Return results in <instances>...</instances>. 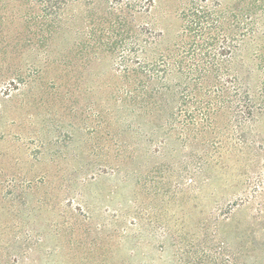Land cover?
<instances>
[{"label": "rangeland", "instance_id": "obj_1", "mask_svg": "<svg viewBox=\"0 0 264 264\" xmlns=\"http://www.w3.org/2000/svg\"><path fill=\"white\" fill-rule=\"evenodd\" d=\"M249 7L0 0V264H264V97L248 120L171 93L189 70L256 87L264 0L227 52Z\"/></svg>", "mask_w": 264, "mask_h": 264}, {"label": "trees", "instance_id": "obj_2", "mask_svg": "<svg viewBox=\"0 0 264 264\" xmlns=\"http://www.w3.org/2000/svg\"><path fill=\"white\" fill-rule=\"evenodd\" d=\"M248 5L256 4L257 0H246ZM250 7L244 11V15H237L236 12L231 14V28L229 35V42L227 44V52L229 53L228 62L231 64L234 60V55L237 51V48L246 40H250L255 32L254 21L252 20L253 14L250 12ZM242 16V17H241ZM254 19V18H253ZM240 22H242V29H239ZM258 50V49H256ZM220 53L219 51L214 52V54ZM253 61H255L257 69L259 70L258 76V84L256 87H253L251 84L252 72L248 70L247 72H239L237 70L231 69L229 73L226 75H222L218 72H212V70H201L200 72H194L192 70L187 71L186 74H182L180 78L174 81L173 86L171 87L172 95H176L183 102L185 99L189 101H194L197 98V94L200 92L204 93L208 100H205V104L207 105H217L218 102L223 103V101L229 102L235 108H238L235 114L240 115L241 117H245L246 119H250L257 115V107L261 105L262 97H264V57L261 53H257L256 56H253ZM182 63L181 61L178 63ZM213 63V62H212ZM211 63V64H212ZM210 64V65H211ZM165 69H155V65L152 68H146L147 64L139 66L142 70L148 71L151 73L152 78H156L159 76V72H161L160 77L164 80L168 76H172V71L168 66L169 63H163ZM215 64H212V66ZM166 66V67H165ZM179 72V71H177ZM171 74V75H170ZM175 76L173 75V78ZM184 82L181 90L178 85ZM170 83H165V86L160 88L151 89L150 96H158V93L161 94L163 89L169 90ZM204 90V91H203ZM165 95V92L163 93ZM154 98V97H153ZM156 104V103H153ZM161 110L162 109V106ZM206 114L212 115V111L206 110ZM204 113L202 112V115Z\"/></svg>", "mask_w": 264, "mask_h": 264}]
</instances>
